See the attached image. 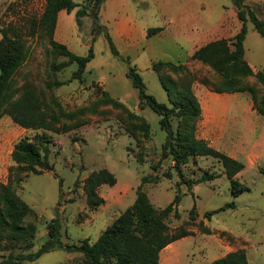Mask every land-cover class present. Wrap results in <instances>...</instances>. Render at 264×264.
I'll list each match as a JSON object with an SVG mask.
<instances>
[{"label": "rangeland", "instance_id": "374dc122", "mask_svg": "<svg viewBox=\"0 0 264 264\" xmlns=\"http://www.w3.org/2000/svg\"><path fill=\"white\" fill-rule=\"evenodd\" d=\"M75 1L79 8L71 12V20H67L70 43L69 47H65L77 56H86L89 47H92L94 58L86 66L83 83L72 79L77 69L75 64L52 72V66L66 61V58L53 55L47 37L41 32L32 39L27 38V60L16 76L18 86H31L42 99L47 115L58 117V123L50 124L47 130H26L8 116L0 118V184L14 188L17 196L34 213L25 220L35 227L31 238L33 248L25 254L39 250L47 240L48 224L56 219L60 224L63 245H79L85 239L94 243L114 220L132 206L145 177L159 178L157 182L142 186L154 209H164L177 195L179 178L173 164L170 159H161L165 133L160 129V117L147 106L139 107L138 92L126 77L128 64L112 54L103 34L91 42V19L82 18L81 27H77L75 12L86 5V1ZM127 1L135 8L141 22L150 23L148 25L153 27L163 26V15L173 19L182 13L185 17L188 12L193 25L183 24V29L186 34H191L196 32L197 26L199 29L202 27L203 21L204 39L195 47L188 46L183 38L171 30L147 37L144 51L138 53L136 48L128 49L123 41L110 35L119 54L128 59L130 66L137 68L146 93L158 103L169 106L166 92L152 70V63L158 61L185 66L188 73L183 76L168 74L176 83L188 86L203 107L211 108L219 101L243 103L251 100L247 93L216 92L219 76L208 65L190 60L198 47L218 41L213 26L222 15L226 29L220 35L227 36L240 31L242 24L237 19L231 0ZM109 2H105V16H112L119 8L117 1ZM245 5L264 20V0H245ZM43 7L44 0H0V27L11 25L25 32L27 22L39 18ZM156 11L157 15L153 16ZM100 25L111 34V22L107 23L104 16L100 19ZM246 28L244 48L247 62L254 69L264 71V38L249 21ZM53 38L58 43L55 36ZM247 82L256 85L258 92H262L255 78L249 77ZM56 83L61 85L54 86ZM50 85L52 87L48 89ZM105 93L124 104L126 111L102 104L100 101ZM232 96L237 97L233 99ZM233 114L235 119L232 124L236 123L243 129L242 124L237 123L241 112L230 110L228 117ZM261 120L264 122V119ZM198 123L197 138L202 134L212 138L211 128L198 127ZM171 125L175 130L177 121L173 120ZM262 130V127L257 128L251 136ZM42 134H46L50 141L48 161L52 170L37 176L24 172L12 161L11 153L21 139L33 140ZM208 145L212 147L210 141ZM263 149L264 144L257 150L260 157L255 164L249 165L240 158L245 168L236 179L248 191L236 197L232 195L230 183L217 159L195 157L182 167L185 180L195 181L204 173L215 174L217 178L193 185L190 190L185 185L180 187L178 218L171 214L166 225L170 234L185 230L192 235L163 249L159 264H210L236 252H244L248 264H264ZM101 169L112 173L116 183L113 186L101 185L97 193L104 203L91 208L86 203L83 187L89 175ZM165 173H169L170 178H166ZM231 203H234V208L205 217V214ZM193 207L195 209L190 214ZM6 245L8 247L0 248V262L11 250H15V254L20 250L9 242ZM22 264H83V257L79 253L66 252V248L55 249L32 263L24 261Z\"/></svg>", "mask_w": 264, "mask_h": 264}, {"label": "trees", "instance_id": "16d2710c", "mask_svg": "<svg viewBox=\"0 0 264 264\" xmlns=\"http://www.w3.org/2000/svg\"><path fill=\"white\" fill-rule=\"evenodd\" d=\"M86 5L75 12L77 27H81L82 18L89 17L92 21L91 42L102 35L108 42L112 54L128 64L126 77L138 92L139 107L147 106L160 117V129L165 133L161 147V159H170L179 181L176 184L177 195L164 209L156 210L151 205L142 186L146 183L157 182L159 178L145 177L136 192V198L131 207L127 208L113 223L107 227L94 243L85 239L77 244L63 245L60 235L59 221L53 220L48 224L47 240L36 253L25 254L33 248L31 238L35 227L26 223V218L34 213L16 194L14 188L0 184V248H5L9 242L20 250H11L0 264H22L24 261L34 262L43 254L55 249H64L69 253H79L83 264H159V256L163 249L177 240L191 236V232L180 230L170 234L166 221L171 214L178 218L177 206L180 202V187L185 185L188 190L193 185L211 182L217 178L215 174L204 173L195 181L185 180L182 167L195 157H213L223 168L230 183L233 196L248 191V188L238 182L236 176L245 168L244 164L232 159L224 153L215 150L204 140L196 136L197 123L201 117V108L197 97L188 86L176 83L171 75L183 76L188 73L180 63L158 61L152 63V70L166 92L169 106L158 103L154 97L146 93L145 84L135 66H130L115 46L104 26L100 25L101 5L107 0H85ZM242 26L240 31L229 40L211 42L196 50L190 60L208 65L219 76L218 93H247L250 95L253 109L264 119V71H254L244 60V40L247 34L246 24L249 21L255 31L264 38V20L259 19L255 12L245 5V0H231ZM79 8L75 0H44L43 11L39 18L27 22L25 32L13 26L0 27V118L8 116L16 125L26 130H47L50 124L58 123V117L48 116L40 96L28 85L18 86L16 76L27 60V38H34L37 33H43L49 42L54 56L65 57L66 61L52 66V72L59 71L72 64L77 66L72 79L83 83L87 64L94 58L92 47L86 56H77L64 45L55 42L53 36L59 12L71 13ZM161 32L160 28L147 31V37ZM253 77L256 84L261 86L259 93L256 85L249 84L247 79ZM61 84L56 83L54 86ZM51 85L48 89H51ZM115 110L126 108L120 101L107 93L100 101ZM70 117L68 114H64ZM140 122L141 118L132 116ZM177 121V128L172 129V121ZM49 138L46 134L33 140L21 139L11 153L12 161L26 173L42 175L51 171L49 164ZM170 178L169 173H165ZM116 179L105 169L92 172L87 178L83 190L86 203L96 208L104 203L98 196L97 189L108 184L113 186ZM234 203L226 204L220 209L205 214L208 218L219 211L234 208ZM193 207L190 214L194 211ZM8 247V246H7ZM210 264H248L244 252H236L226 257L214 260Z\"/></svg>", "mask_w": 264, "mask_h": 264}, {"label": "crops", "instance_id": "0c3cea01", "mask_svg": "<svg viewBox=\"0 0 264 264\" xmlns=\"http://www.w3.org/2000/svg\"><path fill=\"white\" fill-rule=\"evenodd\" d=\"M108 1H110L109 3L117 1V4L119 5V8L116 9L118 10L117 13L115 12L112 16L103 15V13H105V2ZM105 2L100 9V19L102 20V17L104 16L107 23L111 22V34L109 35H112L115 39L123 41L124 46L128 49L136 48L138 53H142L144 51L148 40L146 39L147 31L153 28L162 29V31L156 35L164 34L173 30L171 32H174L175 34L177 33V36L183 38L184 41L187 42L188 46H199L200 42L204 39L205 28L203 27V21H201L202 27L199 29L197 26L196 32H192L191 34H186V32H184L185 29H183V24L188 25V23H190L193 25V20L189 19L188 12H186L185 17L184 13H182L173 19H168L167 16L163 15V26L153 27L148 25L150 23L141 22L140 18L136 14L135 8L131 7L127 0H107ZM157 13L158 11L152 15L156 16ZM159 13L161 14L160 11ZM70 15V13L65 11L59 12L54 32L56 41L66 47H69L68 43H70V35L67 31L68 21L71 20ZM222 18L223 15L214 24L213 31L215 35L218 34V37H216L217 40H229L237 33L235 31L232 34L229 33L230 35L227 36L220 35L222 30L226 29L224 23L222 22ZM197 25H199V21L197 22ZM200 47H203V45ZM200 47H198V49ZM244 60L247 62L245 48ZM248 65L256 71V69H254L249 63ZM232 97H234L233 99H236L237 96ZM200 108L201 117L198 127L211 128L212 138H210L207 134H202V136L198 137V139L204 140L207 143L210 141L212 143V148L224 153L232 159L240 161V158H243V160H245L249 165H252L253 163L255 164L259 161L260 156L257 154V150L264 144V122L261 120L262 117L260 118V116L253 109L251 100L243 103H231L227 100L225 102L219 101L213 104L211 108L203 107L201 104ZM230 110L235 113L241 112V114H238L237 119L240 118V120H237V123L242 124L243 129L236 123L232 124V121L235 119V115L233 114L231 117H228V112ZM260 127H262L263 130L252 137L251 133H255V130ZM262 155L264 156V149L262 151Z\"/></svg>", "mask_w": 264, "mask_h": 264}]
</instances>
